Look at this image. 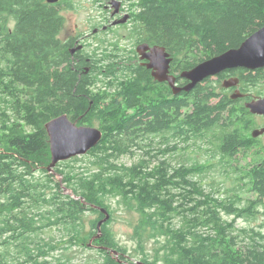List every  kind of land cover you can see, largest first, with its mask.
<instances>
[{"label": "trees", "instance_id": "1", "mask_svg": "<svg viewBox=\"0 0 264 264\" xmlns=\"http://www.w3.org/2000/svg\"><path fill=\"white\" fill-rule=\"evenodd\" d=\"M131 2L133 36L170 53L171 72L179 86L188 83L180 77L182 71L237 48L264 25V0ZM62 24L58 9L46 0H0V243L6 248L13 244L17 253L14 261L0 254V264H40L32 237L41 229L35 214H54L71 226V242L88 246L97 234V222L104 217L94 206L111 212L104 200L107 195H118L133 204L141 216L134 235L145 257L141 263L129 264H264V232L253 233L252 243L241 245L247 230L241 234L233 222L260 214L259 228L264 231V153L257 148L259 138L250 131L254 114L242 99H232L222 83L218 90L208 77L190 91L175 95L165 84L164 101L157 100V93L146 91L143 71L131 73L118 93L108 86V91H102L103 82L114 73L106 74L102 81L96 75L98 66H91L87 73L82 66H71L69 44L59 38ZM236 72L229 71L239 78L241 91L264 80V68ZM226 77L230 78L219 73L216 81ZM129 108L136 109L131 112ZM61 114L80 126L97 122L102 138L88 151L94 156L95 170L73 174L56 168L73 195L63 194L59 183L53 182V191L46 196L32 173L39 169L52 179L47 170L51 156L44 126ZM214 128L222 129V155L234 158L240 150L254 153L245 166L236 165L241 184L254 194L244 205H236L238 196L228 200H210L208 196L195 208L174 204L176 194L182 199L188 191L183 187L189 183L187 175L203 172L207 166L195 163L169 171L162 163L150 168L144 162L130 166L117 162L150 135L186 141ZM172 189L178 192L172 193ZM43 203L50 209L30 210ZM201 203L202 208L198 207ZM87 211L98 216L85 235L80 222ZM187 212L190 216L184 218ZM223 215L233 220L227 221ZM176 216L183 222L172 223ZM109 220L102 224L100 236L92 240L104 255L100 264H128L126 249L107 228ZM149 238L158 244L152 260L144 250Z\"/></svg>", "mask_w": 264, "mask_h": 264}, {"label": "rangeland", "instance_id": "2", "mask_svg": "<svg viewBox=\"0 0 264 264\" xmlns=\"http://www.w3.org/2000/svg\"><path fill=\"white\" fill-rule=\"evenodd\" d=\"M98 0H83L82 5H78L79 0H74L75 8L64 12L66 17V28L65 32L70 31L77 25L81 31L91 30L94 23L100 22L103 17V8ZM132 5L128 2L125 3L124 8L131 10ZM108 13H106L107 15ZM99 37V36H97ZM97 40L92 39L86 49L89 51ZM99 69L96 72L98 78L104 77L106 74L112 72L108 71L110 67H106V72L102 70L105 66H98ZM112 71L114 73L115 67L113 66ZM115 74V73H114ZM113 74V75H114ZM121 79L128 78V75H122ZM227 79V78H225ZM115 80V79H114ZM217 76H212L211 81L214 85H218V90L221 87V83L224 80L220 79L219 83L216 81ZM101 85V82H99ZM221 91V90H220ZM249 92L255 97H264V80L255 86L249 87ZM251 129L261 128L264 125V118L260 115H252L250 117ZM14 121V120H11ZM10 121V123H12ZM92 127L98 128L97 122H94ZM234 126L228 128L232 129ZM222 129L214 128L210 132L203 134L202 136H193L191 139L183 140L177 139L176 137L167 136L165 139L164 135H150L144 141L138 143L133 148L131 153L125 154L119 158L118 164L130 166L135 163L144 162L148 164V167L152 168L159 164H164L169 167V171L173 168H177L180 165L191 166L195 163L207 166L203 172L190 173L187 175L188 184H185L184 189L188 190L183 193L182 199L177 197L175 205L178 208H192L199 203L206 201V198L211 200L218 198L219 200L235 199V196L240 197L236 205L246 204L247 198L252 197L254 194L248 190L247 185H242L239 174L236 171L237 166H245L248 161L254 157L252 150L243 151L240 150L234 158L224 156L219 151V143ZM259 145L257 148L262 150L264 153V133L258 136ZM94 156L87 152L83 155H77L70 159L64 160L62 165H55L52 171L48 172V176L52 175V179L47 178L46 174L35 169L32 173V177L37 180L41 189L46 196L51 194L53 191V182L59 183V187L63 194L73 195L70 188L67 186L63 175L56 170V168L62 169L66 173L80 174L81 172H88L95 170ZM86 172V173H87ZM246 182V181H244ZM172 193L178 192V189H172ZM105 202L109 206L111 212L110 220L107 224V228L112 233L117 242L126 249L125 260L128 262H141L144 258L143 252L137 248L136 236L134 235V227L140 222L141 216L134 209L133 204H128L124 199L118 195H107ZM201 203L198 207L202 208L204 205ZM181 206V207H180ZM49 210L50 206L48 203H43L39 208H31V211L38 210ZM45 212V211H43ZM186 212V211H185ZM184 212V213H185ZM97 214L92 211H87L82 216L80 227H82V234L88 235L92 229V222L96 220ZM190 216L187 212L186 217ZM227 221L233 220L232 216L223 215ZM38 224L41 225V229L34 234L33 247L36 246L37 260L40 264H49L52 262H63L66 261L69 264H100L103 260V253L98 251L96 245L91 244L90 246L80 245L77 242H71L70 230L67 223H63L61 219H57L52 213H45L42 216H36ZM183 218L174 217L172 223L178 225L183 222ZM234 227L240 231L247 230L243 236L241 245L252 243V239L256 237L253 233L257 231L264 232L259 225L262 222V217L257 214L256 218H245L240 217L234 219ZM251 230H254L251 232ZM0 238V242H1ZM264 244V243H263ZM158 246L154 238H149L144 243V250L148 257V260H152L156 254L155 248ZM39 249V250H38ZM7 250V251H6ZM43 251V252H40ZM0 254L4 255L7 260L14 261L17 256L16 249L13 244L8 248L0 243ZM44 260L47 262H44ZM31 264V263H30Z\"/></svg>", "mask_w": 264, "mask_h": 264}, {"label": "water", "instance_id": "3", "mask_svg": "<svg viewBox=\"0 0 264 264\" xmlns=\"http://www.w3.org/2000/svg\"><path fill=\"white\" fill-rule=\"evenodd\" d=\"M46 1L52 3L57 0ZM144 51H149L147 55L150 63L147 67L152 69V76L157 81L167 82L174 94H178L180 91L188 92L205 78L216 76L226 69L242 67L256 70L264 68V25L249 35L237 48L228 49L219 55L203 60L189 70L182 71L180 77L188 81L183 86L175 84V76L170 74L169 70L172 57L163 46H149L147 43L139 44L137 52L141 57L144 56ZM238 82V77H230L222 81V87H234ZM242 96L243 94L239 90H235L230 95L232 99ZM244 106L250 113L264 116V97L253 98L245 102ZM44 127L48 135L51 156V161L47 166L48 171H52L58 162L87 153L102 138V131L99 128L77 125L66 114L52 118L45 123ZM263 133L264 126L253 129L251 132L253 137H258ZM94 207L102 212L104 217L97 222V234L89 240L88 246L92 244L93 239L100 236L102 224L110 218V214L105 208ZM111 252L117 253L116 250H111Z\"/></svg>", "mask_w": 264, "mask_h": 264}, {"label": "flooded vegetation", "instance_id": "4", "mask_svg": "<svg viewBox=\"0 0 264 264\" xmlns=\"http://www.w3.org/2000/svg\"><path fill=\"white\" fill-rule=\"evenodd\" d=\"M82 1L83 0H79L78 5H82ZM97 2L102 5L103 8V17L101 18L100 22L94 23L91 27V30L81 31V29H79L76 25L75 28L71 29L68 32L64 31V29L66 28V26L64 25L66 24V17L64 15V12L75 8L74 0H57L55 2L49 3L51 5H54L58 9V14L63 19L59 38L63 42L69 44L68 48L71 55V66H82V68L85 69V73L89 72L91 66H105L102 68L104 72H106V67L108 66L110 67L108 71L113 72L111 68L114 66L115 74L113 75L112 79H106L103 82L105 85H103V87L101 88L102 91L107 90L106 86H108V90L110 88V90L114 93H118L119 91H121L124 86V82L128 81L129 75L131 73L138 74L140 73V71H143L145 78L143 80V84H146L144 85L147 89L146 91H150L153 94L157 93L156 99L164 101V86L166 84L170 89L171 87L167 82L157 81L152 76V69L147 67L150 63V59L147 55L149 51H144L143 57H141L137 52V46L141 43L146 42L140 41L133 36L134 17L131 14V10H126L124 8L126 2H128L129 5L132 3L131 0H98ZM106 13L108 14L106 15ZM92 39L97 41L92 44V48L89 51L88 49H86V46L89 45ZM169 70L170 74L175 76V84L179 85L176 74L171 72V63ZM233 70L238 72L240 70L249 69L239 67L226 69L220 73H224L228 77H234V75L229 73V71ZM121 72L123 73L122 75H128V78L121 79ZM117 77L118 79H116ZM225 90L227 91L226 93L228 95H231L235 90H239L243 94L242 97H239V99H242L243 104L253 98H256L249 92V88L248 91H241L240 82H238V84L234 87L225 88ZM168 97L170 98L171 96ZM151 104L154 105L153 102ZM135 109L129 108V111L132 112ZM145 111L146 109L143 111V113H145ZM262 117L264 118V116ZM74 122L79 125L77 121Z\"/></svg>", "mask_w": 264, "mask_h": 264}]
</instances>
